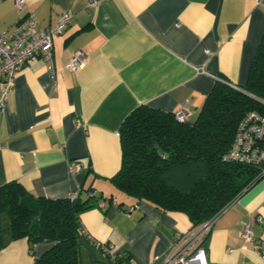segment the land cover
I'll return each instance as SVG.
<instances>
[{"label":"crops","instance_id":"obj_1","mask_svg":"<svg viewBox=\"0 0 264 264\" xmlns=\"http://www.w3.org/2000/svg\"><path fill=\"white\" fill-rule=\"evenodd\" d=\"M30 11L42 28L59 14L70 21L52 38V69L32 57L14 78L0 111V185L16 180L36 196L70 197L91 186L107 210L92 206L81 225L127 264H163L174 239L192 228L179 212H165L112 184L120 166L118 128L137 105L164 111L184 105L196 117L218 79L245 84L264 28V4L253 0H0V30ZM77 50L85 63H68ZM196 67H200L199 70ZM214 75V76H213ZM2 80L0 79V89ZM79 163L75 173L73 162ZM261 217V220L258 218ZM250 223L253 241L241 236ZM47 242L26 237L0 249V264H36ZM264 176L213 222L206 259L216 264H264Z\"/></svg>","mask_w":264,"mask_h":264},{"label":"trees","instance_id":"obj_2","mask_svg":"<svg viewBox=\"0 0 264 264\" xmlns=\"http://www.w3.org/2000/svg\"><path fill=\"white\" fill-rule=\"evenodd\" d=\"M249 111L264 115V28L254 52L246 82L235 86L217 79L192 120H179L175 111L146 104L134 107L118 128L121 158L113 186L145 200L165 212L184 214L193 226L229 206L244 190L264 176V165L225 157L237 127ZM84 188L70 197L36 196L16 181L0 185V249L11 240L26 237L30 246L47 242L36 264H81L85 238L110 264L129 262V255H112L108 243L100 244L81 231L80 213L99 206L108 197ZM102 210L107 206L103 203Z\"/></svg>","mask_w":264,"mask_h":264},{"label":"built area","instance_id":"obj_3","mask_svg":"<svg viewBox=\"0 0 264 264\" xmlns=\"http://www.w3.org/2000/svg\"><path fill=\"white\" fill-rule=\"evenodd\" d=\"M13 1L17 10L22 12L26 6V0ZM253 1L256 4H264V0ZM86 2L89 5H94L96 0H86ZM70 18L68 12H62L51 27L42 28L38 25L37 17L32 12L25 11L13 27L0 30V79L2 80L0 111L8 94L13 89L17 72L32 57H41L48 64V68L52 69V38L63 32ZM84 63L82 51L77 50L73 53L68 66L76 71ZM196 69L199 70L200 67H196ZM214 78L218 79L216 76ZM187 114L184 105L175 111V116L179 120L187 117ZM225 157L241 162L264 165V115L256 111H249L243 117L235 132L232 146ZM78 169L79 163L74 161L70 165V171L75 173ZM99 206L103 207V202H100ZM227 207H224L210 219L177 235L163 264H216L210 263L206 259L205 241L213 222ZM258 219L261 220V217ZM81 231L87 233L83 227ZM241 236L246 241H253L250 223L243 225ZM102 243L100 242V244ZM256 247L264 255V245H257ZM115 264L124 263L117 262Z\"/></svg>","mask_w":264,"mask_h":264},{"label":"rangeland","instance_id":"obj_4","mask_svg":"<svg viewBox=\"0 0 264 264\" xmlns=\"http://www.w3.org/2000/svg\"><path fill=\"white\" fill-rule=\"evenodd\" d=\"M81 264H110L107 258L99 251L95 253V259H92L85 250L82 249Z\"/></svg>","mask_w":264,"mask_h":264},{"label":"water","instance_id":"obj_5","mask_svg":"<svg viewBox=\"0 0 264 264\" xmlns=\"http://www.w3.org/2000/svg\"><path fill=\"white\" fill-rule=\"evenodd\" d=\"M78 243L85 248L89 256L94 259V247L83 237L78 238Z\"/></svg>","mask_w":264,"mask_h":264}]
</instances>
